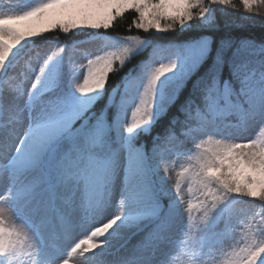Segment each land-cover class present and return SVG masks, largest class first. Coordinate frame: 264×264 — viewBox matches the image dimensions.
Here are the masks:
<instances>
[{
  "label": "snow or ice",
  "instance_id": "obj_1",
  "mask_svg": "<svg viewBox=\"0 0 264 264\" xmlns=\"http://www.w3.org/2000/svg\"><path fill=\"white\" fill-rule=\"evenodd\" d=\"M239 2L264 18V0ZM229 8L0 0V264H264V19L257 42ZM129 12L147 35L107 36ZM47 33L71 43L42 58ZM91 41L80 83L70 53Z\"/></svg>",
  "mask_w": 264,
  "mask_h": 264
},
{
  "label": "rangeland",
  "instance_id": "obj_2",
  "mask_svg": "<svg viewBox=\"0 0 264 264\" xmlns=\"http://www.w3.org/2000/svg\"><path fill=\"white\" fill-rule=\"evenodd\" d=\"M37 2H39V0H37ZM36 2V3H37ZM235 3L239 4L240 5V2L239 0H235ZM242 7V5H240ZM134 15V13H131ZM121 19V18H118V20ZM165 33H160V34H155V35H158V36H162L164 35ZM130 35H139L141 38L145 37L147 34L143 33L142 31H136L134 33H131ZM51 38L53 39L54 37L51 35V33H47L45 34L44 36L42 37H39L36 39L37 41V44H41L43 41H42V38ZM36 41L34 42V45H37L36 44ZM96 42H99L100 43V46H96ZM57 42L55 41H48L47 43L43 44L41 46V48H35L36 51L39 52L40 56L43 58L44 56L46 55H50L51 54V51L54 50V45L56 44ZM60 43V42H58ZM103 45V42L101 41H91V42H88L84 45H82L80 47V49L76 50V51H73L71 52V58H72V62H73V66L78 70L77 72V76L79 77V81L80 83L83 82V74H84V69L81 67V65H86L87 64V54L89 52L91 53H97L99 51V49L102 47ZM151 51V50H150ZM145 57V56H144ZM146 59V57H145ZM132 65V61L131 63H128L124 69L120 72V75H122L123 73L127 72L128 68ZM32 80L29 79L27 81H25V84L28 88H30V84H31ZM114 86V85H113ZM108 90H109V86H108ZM130 115V113H129ZM26 127V125H25ZM231 131V130H230ZM256 135H258L257 132H255L254 130H251V131H247L246 133H243V134H238V133H234L233 135H231V139L233 140H237V141H241V140H248V139H252L254 138ZM244 208H246L248 211H252L254 210L253 207H251L250 204H246L243 206ZM113 213L115 211V209L112 210ZM87 234V228H82V229H79L74 237H73V240H72V243H75L76 241H78L80 238H83L84 235ZM135 242V240L133 241Z\"/></svg>",
  "mask_w": 264,
  "mask_h": 264
},
{
  "label": "trees",
  "instance_id": "obj_3",
  "mask_svg": "<svg viewBox=\"0 0 264 264\" xmlns=\"http://www.w3.org/2000/svg\"><path fill=\"white\" fill-rule=\"evenodd\" d=\"M237 8H238V10H233L231 8L227 9L226 12L228 13V15L226 17L221 16V19L222 20L231 19L235 22L241 23L244 26L242 27V30L238 34L242 35V36L255 38L257 40V42H259L261 39V35H262V29H261L260 21L264 18L259 17V16H255V17H253V20L256 21V23L249 24L246 21H241V19H240L242 17L248 16V14L244 12L243 7H241L239 4H237ZM219 15L220 14L218 13V16ZM132 18H133V14H131V12L127 13L123 18L117 20L115 28L110 29L108 31V34L110 36L124 37V36L130 35L131 33H134L135 32L134 27H132L130 32L128 30L129 25L131 24ZM51 35L55 39H56V37H58L59 39H66V41L71 43V41L68 40V38H66L65 36H63L59 33H52ZM160 37H161L162 41H166V42L177 39L175 33H165V35H162ZM109 82L111 85H115V83H117L118 81H117V78H111ZM207 138H208L207 136L203 137L204 140H207ZM197 142H199V141H197ZM170 175L172 176V180H169L168 186L171 187V184H173V182L175 180V174H170Z\"/></svg>",
  "mask_w": 264,
  "mask_h": 264
},
{
  "label": "bare ground",
  "instance_id": "obj_4",
  "mask_svg": "<svg viewBox=\"0 0 264 264\" xmlns=\"http://www.w3.org/2000/svg\"><path fill=\"white\" fill-rule=\"evenodd\" d=\"M96 46H98V47H99V46H100V43H99V42H96Z\"/></svg>",
  "mask_w": 264,
  "mask_h": 264
}]
</instances>
